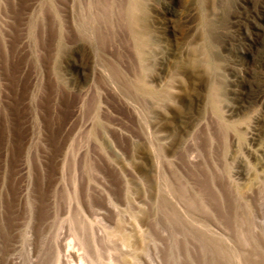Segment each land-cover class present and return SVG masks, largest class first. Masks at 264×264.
<instances>
[{
  "label": "rangeland",
  "instance_id": "rangeland-1",
  "mask_svg": "<svg viewBox=\"0 0 264 264\" xmlns=\"http://www.w3.org/2000/svg\"><path fill=\"white\" fill-rule=\"evenodd\" d=\"M264 264V0H0V264Z\"/></svg>",
  "mask_w": 264,
  "mask_h": 264
},
{
  "label": "bare ground",
  "instance_id": "bare-ground-1",
  "mask_svg": "<svg viewBox=\"0 0 264 264\" xmlns=\"http://www.w3.org/2000/svg\"><path fill=\"white\" fill-rule=\"evenodd\" d=\"M81 264H84V261H81Z\"/></svg>",
  "mask_w": 264,
  "mask_h": 264
}]
</instances>
